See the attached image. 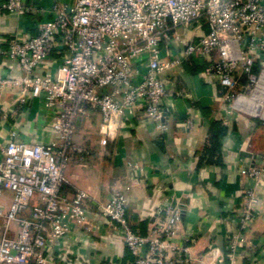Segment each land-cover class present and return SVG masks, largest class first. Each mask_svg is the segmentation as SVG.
<instances>
[{"label":"built area","instance_id":"obj_1","mask_svg":"<svg viewBox=\"0 0 264 264\" xmlns=\"http://www.w3.org/2000/svg\"><path fill=\"white\" fill-rule=\"evenodd\" d=\"M2 8L18 16L30 12L26 0H4ZM200 35L188 37L190 29ZM67 51L56 73L37 74L54 50ZM6 56L22 71L18 80L1 86L20 88L19 104L28 95L43 96L47 108H58L49 144L21 141L12 131L1 147L0 202L3 233L0 264H51L48 250L67 238L71 225L90 232L93 222L83 207L82 191L65 194V169L78 118L98 111L105 124L128 109H142L159 132L166 131L163 102L168 98L164 76L194 59L203 60L208 82L224 90L232 108L264 119V0H74L54 4L51 18L39 20L36 34L7 40ZM258 67V72H255ZM5 115L0 107V120ZM191 120L185 122L191 127ZM257 184L264 179V151L247 167ZM236 216L240 230L226 238V256L218 264H233L243 233L254 220V188L241 192ZM127 198L114 191L98 204L100 214L123 232L133 264H197L188 249L173 238L182 210L157 206L150 237L133 229ZM16 223L14 233L12 223Z\"/></svg>","mask_w":264,"mask_h":264},{"label":"crops","instance_id":"obj_2","mask_svg":"<svg viewBox=\"0 0 264 264\" xmlns=\"http://www.w3.org/2000/svg\"><path fill=\"white\" fill-rule=\"evenodd\" d=\"M73 2L26 0L30 12L18 16L6 12L0 0V80L22 76L17 62L5 54L7 40L14 35H35L36 24L51 18L54 4ZM201 33L194 28L185 34L194 38ZM66 55V50H54L36 73H56ZM204 66L203 60L194 59L164 76L169 95L163 102V133L142 109H128L109 124L93 109L78 118L73 143L81 151L70 155L63 191L86 194L83 207L93 227L87 232L71 225L65 241L54 242L48 250L51 264H133L122 230L97 209L114 191L127 198L129 222L142 236L152 235L157 206L181 209L173 243L186 247L197 264H218L226 256L227 236L240 230L236 216L241 192L247 188L256 191L257 213L243 233L233 264H264V179L257 184L246 172L264 151V119L233 109L222 97L224 90L205 78ZM19 97L20 88L0 85V107L5 115L0 120V149L12 131L21 141L49 144L56 138L52 124L59 109L47 108L43 96L28 95L27 104L20 106ZM187 119L190 128L185 126ZM215 125L223 128L218 138L219 163L206 164L200 154ZM9 196L6 192L0 200L5 207ZM11 228L15 233L16 223ZM2 233L0 218V237Z\"/></svg>","mask_w":264,"mask_h":264},{"label":"trees","instance_id":"obj_3","mask_svg":"<svg viewBox=\"0 0 264 264\" xmlns=\"http://www.w3.org/2000/svg\"><path fill=\"white\" fill-rule=\"evenodd\" d=\"M223 134V128L219 125H215L210 133L207 144L200 154L201 162L206 164H218V138Z\"/></svg>","mask_w":264,"mask_h":264},{"label":"rangeland","instance_id":"obj_4","mask_svg":"<svg viewBox=\"0 0 264 264\" xmlns=\"http://www.w3.org/2000/svg\"><path fill=\"white\" fill-rule=\"evenodd\" d=\"M77 133V128H76V130H75V133H74V136H75V134ZM74 136H73V140H74ZM65 175H66V169H65ZM9 197H12V194L11 193H9ZM14 224H15V222H14Z\"/></svg>","mask_w":264,"mask_h":264}]
</instances>
